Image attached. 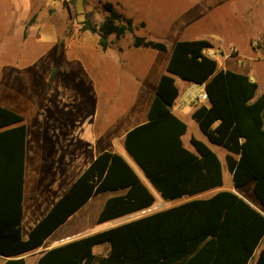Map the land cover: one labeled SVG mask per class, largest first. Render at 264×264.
<instances>
[{"label": "trees", "instance_id": "16d2710c", "mask_svg": "<svg viewBox=\"0 0 264 264\" xmlns=\"http://www.w3.org/2000/svg\"><path fill=\"white\" fill-rule=\"evenodd\" d=\"M99 25L83 27L99 32L103 49L108 35L133 34L134 46L166 50L163 41L136 34L131 17L111 2ZM144 26L145 23L141 22ZM206 38L175 42L149 109V120L126 134L124 145L165 200L192 196L223 185L217 153L192 136L195 151L184 146L187 125L172 112L179 95L174 75L204 84L209 105L192 113L207 139L224 147L233 185L252 184L258 203L232 190L193 198L99 231L46 251L39 264H247L264 235V93L255 98L258 82L248 74L220 68L206 50ZM27 125L20 112L0 104V254L15 256L40 246L44 239L87 199L106 189L127 188L110 197L100 222L150 207L155 197L130 164L117 152H102L72 183L50 211L22 235ZM109 242L108 256L93 254L95 244ZM4 264H25L11 258ZM254 264H264V248Z\"/></svg>", "mask_w": 264, "mask_h": 264}, {"label": "crops", "instance_id": "0c3cea01", "mask_svg": "<svg viewBox=\"0 0 264 264\" xmlns=\"http://www.w3.org/2000/svg\"><path fill=\"white\" fill-rule=\"evenodd\" d=\"M145 23V28L149 29L151 24L146 20ZM92 33L97 35L92 40H96L97 48L95 47V50L98 54L97 61L95 60L93 64L92 90L81 92L76 97L77 101L90 98L92 106H83V108L79 105L67 106L63 102L68 103L71 98L66 94L62 97L64 100L61 104L64 106L60 109H47V113L44 115L35 112L34 118L32 117L30 122L25 119L27 140L23 217L21 220L22 235L24 238H28L31 229L50 211L92 161L105 151L121 154L154 195L155 201L148 208L100 222L98 217L107 200L110 197L125 194L128 189H106L95 193L58 225L40 246L15 256L0 254V264H4L6 260L11 258H23L25 264H39L40 257L46 251L139 218L146 215L147 210L154 212L193 198L209 197L220 190H230L227 186L225 187L226 175L233 182L232 173L226 164L228 151L220 145L211 143L192 117L194 108L200 103L193 101L188 93L205 90L204 84L192 83L174 75L180 92L172 104V112L187 125V129L182 135L185 147L195 151L191 143V137L194 136L204 141L217 153L222 164V186L204 191H210L208 196H201L200 194L204 193L201 192L192 196L186 195L177 199L165 200L124 145L127 132L149 120L150 105L161 76L168 73L167 65L175 42L179 39L206 38L219 45L218 38L220 35L199 29L178 31L174 23L171 27L164 29V35L158 39L160 41L162 39L169 40L172 42L171 47L163 41L166 50H159L146 46H134L133 34H131L132 38L124 43L122 38L130 33L120 37L115 34L108 35L109 46L106 49H103L99 43V32H91L85 29L81 40L87 42ZM145 50L149 52L146 57L143 54ZM82 51L83 54H87L86 48H83ZM132 54L135 65H132ZM71 56L81 59V50H75ZM261 59L264 61V58ZM129 65L133 67L128 71ZM236 65L235 60L230 59L227 66L223 68L248 74L258 82L255 98L263 94L264 91L261 90L259 81L248 71L236 68ZM133 83H135L136 91H133L130 86ZM140 83L143 86L137 89V84ZM147 84L150 85L149 89ZM121 96L128 97L129 101L122 109L118 110L117 99ZM204 104L209 105V100L205 101ZM16 111L20 112L17 108ZM199 131L203 136L198 134ZM253 202H251L253 205L258 206L255 197ZM263 248L264 235L247 264H254ZM110 249L111 245L106 241L95 244L92 247V252L97 256H108Z\"/></svg>", "mask_w": 264, "mask_h": 264}, {"label": "rangeland", "instance_id": "374dc122", "mask_svg": "<svg viewBox=\"0 0 264 264\" xmlns=\"http://www.w3.org/2000/svg\"><path fill=\"white\" fill-rule=\"evenodd\" d=\"M105 2L133 19L136 34L151 39H161L164 29L174 23L178 31L219 34L220 44L213 43L212 48L233 51L226 58L217 55L219 67L235 60L236 68L253 75L264 91V0H0V104L17 108L27 122L35 112L44 115L47 109H60L66 94L71 98L63 102L67 106H92L90 98L77 101L76 97L92 90L93 64L98 57L92 38L97 35L90 34L87 42L81 39L84 21L99 25L107 14ZM145 20L151 24L149 29ZM131 38L127 34L122 41ZM162 41L171 47L172 42ZM77 49L81 59L71 56ZM143 54L146 57L149 52ZM132 59L135 65L133 54ZM130 86L136 91L135 83ZM142 86L137 84V89ZM128 101V97H118V110ZM226 186L254 203L251 184L236 188L226 175Z\"/></svg>", "mask_w": 264, "mask_h": 264}, {"label": "built area", "instance_id": "2783aa9c", "mask_svg": "<svg viewBox=\"0 0 264 264\" xmlns=\"http://www.w3.org/2000/svg\"><path fill=\"white\" fill-rule=\"evenodd\" d=\"M207 54L214 57L215 59L217 58V55L223 56V57H229L232 55L233 51L229 50V51H216V49L209 47L206 50ZM218 61V60H217ZM189 96L192 97L193 101H197L200 104H204L205 101L208 100V96L205 90H197V91H193V92H189L188 93Z\"/></svg>", "mask_w": 264, "mask_h": 264}]
</instances>
